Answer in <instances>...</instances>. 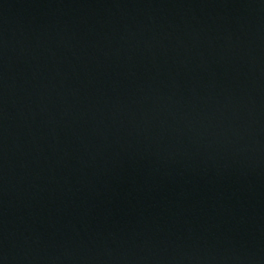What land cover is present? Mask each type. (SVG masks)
Listing matches in <instances>:
<instances>
[{"label":"water","instance_id":"water-1","mask_svg":"<svg viewBox=\"0 0 264 264\" xmlns=\"http://www.w3.org/2000/svg\"><path fill=\"white\" fill-rule=\"evenodd\" d=\"M0 264H264V0H0Z\"/></svg>","mask_w":264,"mask_h":264}]
</instances>
